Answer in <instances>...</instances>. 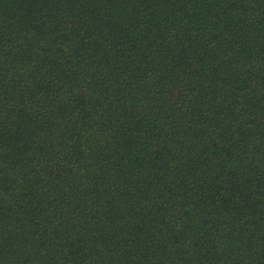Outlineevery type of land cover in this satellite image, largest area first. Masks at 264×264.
Instances as JSON below:
<instances>
[{
    "label": "trees",
    "instance_id": "obj_1",
    "mask_svg": "<svg viewBox=\"0 0 264 264\" xmlns=\"http://www.w3.org/2000/svg\"><path fill=\"white\" fill-rule=\"evenodd\" d=\"M0 264H264V0H0Z\"/></svg>",
    "mask_w": 264,
    "mask_h": 264
}]
</instances>
